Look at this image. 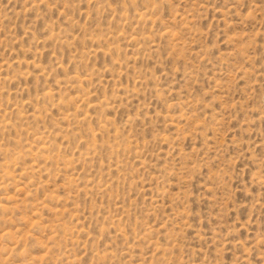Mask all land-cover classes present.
<instances>
[{
	"label": "rangeland",
	"instance_id": "obj_1",
	"mask_svg": "<svg viewBox=\"0 0 264 264\" xmlns=\"http://www.w3.org/2000/svg\"><path fill=\"white\" fill-rule=\"evenodd\" d=\"M0 264H264V0H0Z\"/></svg>",
	"mask_w": 264,
	"mask_h": 264
}]
</instances>
